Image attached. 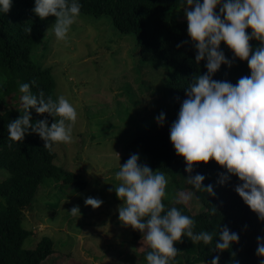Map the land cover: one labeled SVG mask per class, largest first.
Here are the masks:
<instances>
[{"label":"clouds","instance_id":"9594fccd","mask_svg":"<svg viewBox=\"0 0 264 264\" xmlns=\"http://www.w3.org/2000/svg\"><path fill=\"white\" fill-rule=\"evenodd\" d=\"M184 5L195 62L205 61L206 72L195 74L184 88L186 98L169 128L170 142L185 162V172L189 173L185 180L193 189L215 195L211 184L203 185L202 174L191 175L193 165L213 160L225 169L218 183L223 185L231 176L237 177L240 183L235 192L264 221V0H184ZM11 6L12 0H0V13L6 14ZM32 12L41 20L54 17L52 34L56 40L67 42L81 4L79 0H34ZM253 39L259 41V47L250 46ZM221 43L234 58L247 62L250 75L241 76L235 84L213 79L221 65L232 64ZM18 91L20 115L7 124L10 141L23 142L31 130L48 150L71 142L77 113L69 100L62 95L55 100L45 97L42 90L34 94L27 82L19 84ZM30 110L38 115L47 114L53 122L49 125L46 118L32 122ZM155 120L162 125L165 114L161 112ZM138 159L137 154H132L119 166L115 172L118 184L113 189L121 202L118 220L140 232L149 249L144 257L146 264H169L179 253L174 244L182 237L190 238L193 244H213L212 233L193 231L191 217L176 207L166 209L162 202L167 185L165 174L138 163ZM190 195L181 202L186 203ZM102 203L98 198L84 199L85 206L92 209ZM68 213L79 215V206H73ZM217 236L214 250L218 253L229 250L239 239L226 226ZM256 242L255 254L260 258L259 264H264V237L257 236ZM219 259V255L213 256L211 264H219Z\"/></svg>","mask_w":264,"mask_h":264},{"label":"trees","instance_id":"16d2710c","mask_svg":"<svg viewBox=\"0 0 264 264\" xmlns=\"http://www.w3.org/2000/svg\"><path fill=\"white\" fill-rule=\"evenodd\" d=\"M79 2L80 15L110 16L118 32L135 35L142 62H156L169 69L165 89L172 96L176 118L186 98L184 88L195 74L206 72L205 61L199 64L195 62V48L187 34L186 19H179V16L184 15V0ZM33 6L34 0H12L10 10L6 14L0 13V77L4 80L2 85L0 83V169L9 173L8 178L0 182V264H42L55 253L54 242L50 237H43L34 249L24 247L25 241L33 235L23 226L25 211L32 207L40 187L47 179L56 183L63 181L68 185L76 184L82 189L87 185L79 174L57 166L54 147L52 150L43 148L44 142L31 130L23 142L8 139L7 124L20 115L17 111L20 103L19 84L27 82L34 94L42 90L45 97L56 99V81L52 69H44L32 58L33 48L45 38L53 17L41 20L32 12ZM249 43L252 48L259 47L257 40H250ZM220 47L232 64L231 67L221 65L213 79L228 80L235 84L241 76L250 75L246 61L234 58L223 43ZM30 114L32 122L44 118L49 125L53 122V118L47 114L38 115L34 110H30ZM171 124L154 123L137 131L131 146L148 156L156 170L170 176L177 183L178 192L189 190L193 194L192 199L202 205L203 211L198 214H193L178 196L166 209L176 207L182 214L191 217L194 221L193 231L212 233L213 244H193L190 238L182 237L179 243L174 244L179 253L169 264H211L212 257L216 255L220 257L219 264H259L260 258L255 254L256 238L264 237V221H260L235 192L240 181L231 176L220 185L218 180L225 169L210 160L207 164L193 165L191 175L202 174L205 177L203 185L211 184L214 196L195 190L188 183L181 187L178 176L181 174L185 183L189 173L185 172V162L176 155L170 142ZM225 226L236 232L239 239L229 250L218 253L214 250L215 239ZM131 239L134 252L146 264L144 257L149 249L142 240V234L131 229Z\"/></svg>","mask_w":264,"mask_h":264},{"label":"rangeland","instance_id":"374dc122","mask_svg":"<svg viewBox=\"0 0 264 264\" xmlns=\"http://www.w3.org/2000/svg\"><path fill=\"white\" fill-rule=\"evenodd\" d=\"M179 19L186 18L182 15ZM54 20L49 22L45 38L33 48L32 58L44 69H52L55 97L64 96L77 113L71 142L54 146L55 163L79 174L87 185L82 189L47 179L32 207L25 211L23 226L33 235L24 247L34 249L43 237H50L55 253L42 264H145L134 252L131 228L118 220L121 202L113 188L118 184L115 172L132 154L138 155V163L157 171L150 158L131 144L134 133L156 124L161 112L164 122L176 119L172 96L165 89L169 69L156 62H142L136 36L118 32L110 16L79 15L67 42L52 34ZM0 83H4L1 77ZM8 176L0 169V182ZM166 178L162 198L166 207L177 196L182 201L191 194L189 190L178 192L177 183ZM183 181L180 174L181 187L187 183ZM87 197L103 203L92 209L84 204ZM192 198L193 194L185 205L198 214L202 205ZM73 206H79V215L68 213Z\"/></svg>","mask_w":264,"mask_h":264}]
</instances>
